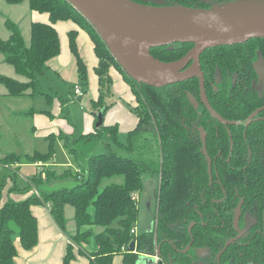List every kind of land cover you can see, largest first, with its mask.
Segmentation results:
<instances>
[{
    "label": "trees",
    "instance_id": "obj_1",
    "mask_svg": "<svg viewBox=\"0 0 264 264\" xmlns=\"http://www.w3.org/2000/svg\"><path fill=\"white\" fill-rule=\"evenodd\" d=\"M10 4H21L25 0H5ZM33 11L49 15V22L36 21L31 23L30 44L25 42L24 34L19 25L8 18L5 27L10 36L4 40L0 36V54L5 57L19 75L29 80L20 82L11 76L0 73V83L6 86L11 96H23L27 90H38V76L50 66L52 60L61 52L60 35L55 27L57 22L72 21L84 29L95 44L94 51L99 62L95 67L100 83L99 99L93 102L98 112L107 110L113 102H107L112 92V68L120 71L125 82L130 84L136 104H127L139 119L138 126L129 132L126 145L118 139L120 127L117 124L97 126L95 131L83 134L76 140L101 139L106 142L107 150L93 155L86 167L80 171L69 167L59 173L50 167L43 166L41 172L29 182L34 185L50 183L55 178L75 176L76 185L56 191L33 192L26 200L7 199L2 202V192L7 188L8 179L16 182L14 177H0V264H15L17 254L13 235L19 233L20 241L26 249L38 243V220L32 213L33 205L48 204L56 223L65 228V205H72L78 234L73 237L77 242L89 241L90 229L82 230L85 225L102 226L104 229L95 234L98 250L92 253L90 264H112L118 254L124 256L123 264H135L140 254H156L159 243L161 252L169 260L172 251L171 241L178 250L183 249L194 238L195 247H207L212 255L219 253L229 232L234 234L232 224L235 211L241 199H244L243 210H254L258 218H262L264 210V122H254L247 130L241 124L229 125L227 128L214 119L205 108H195V100H199V80L195 77L178 84L160 88L149 86L133 80L110 53L104 40L89 21L78 12L68 0H27ZM135 1V0H134ZM166 0L168 5H185L203 9L235 0ZM78 31L68 34L70 48L76 56L80 82L88 87V69L83 56L79 52ZM192 43L179 42L165 47H153L150 53L162 61L178 60L193 48ZM257 48L261 49L264 58V39H250L243 44L222 45L208 48L202 57L201 65L205 73L207 93L213 107L228 119L239 121L255 107H242L241 99L245 98L243 87L235 88L233 95L226 90L214 89V76L217 71L222 75L235 74L240 71L242 76H251L248 72L253 68ZM252 71V70H251ZM74 88V87H73ZM74 93V92H73ZM48 96V95H47ZM98 120L96 116V121ZM144 124H148L160 140L162 152L158 190V203L155 227L141 235L132 233L138 219L137 201L134 196L143 187L142 173L155 172L140 159L122 156L115 152L114 147L132 149L133 135L139 133ZM207 138V150L213 159V179L210 185L208 165L204 154L200 151L202 141L200 129ZM67 137V136H65ZM60 138H64L63 135ZM254 143H253V139ZM68 139V137H67ZM49 150L46 153L20 156L15 153L0 158L5 165L15 163H49L56 150L55 136L48 137ZM67 145V144H66ZM255 145V146H254ZM253 146V147H252ZM252 147V148H248ZM76 157L77 150L70 149ZM77 161L78 159L75 158ZM15 173V172H14ZM16 174V173H15ZM45 174V176H44ZM122 176L121 183L112 182L103 185L104 179ZM13 184L9 192L17 189ZM195 225L189 232L188 227ZM262 225V223H260ZM222 225V226H218ZM136 242V251H128L129 244ZM235 248V249H234ZM69 246L66 256L68 263L74 254ZM256 253L263 261L264 241L257 235L249 245H232L224 253L223 259L229 261L234 253L243 254L238 259L242 262L251 254ZM179 264H187L189 253L176 251Z\"/></svg>",
    "mask_w": 264,
    "mask_h": 264
},
{
    "label": "crops",
    "instance_id": "obj_2",
    "mask_svg": "<svg viewBox=\"0 0 264 264\" xmlns=\"http://www.w3.org/2000/svg\"><path fill=\"white\" fill-rule=\"evenodd\" d=\"M30 14L29 27L32 22H49L48 14L35 12L32 9ZM7 19L4 18L3 20L4 27ZM15 22L18 25L20 24L18 20H15ZM55 27L60 35L61 52L58 57L52 60L49 68L55 70L56 73L58 72L64 80H70L74 84H79L80 77L76 56L73 55L70 48L68 34L72 30L78 31L77 41L79 52L83 56L88 69L86 81L88 87L82 99L83 103L89 107L91 111L84 113V130L80 135L89 134L94 132L97 127L95 113L98 111L93 108V102L98 100L100 95V83L95 69L99 59L94 51L95 44L90 39L88 33L72 21L57 22ZM9 36L10 31L8 30L6 36L1 37L7 40ZM7 65H10L11 68L7 67ZM0 73L8 77L11 76L20 82L29 80L26 76L19 75L11 64H7L2 54H0ZM110 73L114 83L112 92L107 98V102H113V105L107 110L108 112L105 115L104 124L119 125V134L122 135L125 134V132L129 133L138 126V116L130 110L126 104L128 103L134 106L136 104V96H134L130 84L125 82L120 71L112 68ZM39 93L45 95L48 103L45 104V102L41 100L37 104L36 98L40 95ZM69 94H71L73 98L76 97L73 93V87L69 90ZM0 98L4 100L7 107H9L7 116L5 118H0V158L12 153L20 156L33 155L34 153H46L50 147L48 137L53 135L56 139L55 156L49 163L45 164L41 161L36 163L26 162L5 165L0 162V167L14 171L16 173L15 175H21L29 184H31L29 180L39 174L43 166L50 167L54 170L57 169L59 172H63L69 169V167L73 168L72 157H67L68 159L64 160L65 162H57V147L62 146L61 143H58L57 139H61V135L67 136L60 130L61 127L59 126H62L66 133H73L76 127L75 124H70V121L67 119L61 120V113L66 102L64 98L61 96H51L40 91L33 92L32 89L27 90L23 96H11L6 86L1 83ZM17 107L20 108L19 112L16 111ZM21 117H24L28 122L31 120L28 126L25 127V130L19 127V119ZM40 138L47 141V146H45V144L42 145L41 142H36V140H40ZM78 143H80V141ZM25 171L26 173L22 174V172ZM56 179L63 178H55L53 180ZM13 180L11 178L8 179V186L2 192V202L7 201V199L23 201L33 194V191H30L25 198V196L21 194L24 188L17 185L16 182L14 184ZM13 184L17 189L13 190V192H9V188H11ZM64 212L66 227L62 228L56 223L48 204L42 203L41 205L32 206V213H34L38 220V243L34 247L26 249L20 241L19 233H15L13 235V242L17 249L15 264H90L92 253L98 250L94 236L100 233L104 228L102 226L85 225L82 230L90 229L92 233L88 238L89 241L86 240L79 243L73 239V237L78 234V226L76 224L73 206L68 204L65 205ZM135 230L136 235H138L136 227ZM69 246H72L71 253L74 254V256L66 263L65 259ZM123 261L124 256L118 254L115 256L112 264H123Z\"/></svg>",
    "mask_w": 264,
    "mask_h": 264
},
{
    "label": "water",
    "instance_id": "obj_3",
    "mask_svg": "<svg viewBox=\"0 0 264 264\" xmlns=\"http://www.w3.org/2000/svg\"><path fill=\"white\" fill-rule=\"evenodd\" d=\"M68 1L95 27L110 53L133 80L162 88L197 76L200 79L202 102L222 122L225 119L208 101L200 65L201 55L210 47L236 45L250 38H264V0H235L207 9L163 4V0H145L156 4L136 0ZM179 42L192 43L194 47L177 61L165 62L150 53L153 47H165ZM95 115L98 118L96 125L101 126L104 111L100 110ZM201 136L202 151L211 175L212 162L206 150L203 131ZM241 208L235 219V229L239 232L236 239L242 236L238 225ZM236 239L229 240L226 247ZM127 250L135 252L136 242L132 241ZM158 256H161V252L157 256L140 254L135 264H174L171 258L164 261L158 260Z\"/></svg>",
    "mask_w": 264,
    "mask_h": 264
},
{
    "label": "rangeland",
    "instance_id": "obj_4",
    "mask_svg": "<svg viewBox=\"0 0 264 264\" xmlns=\"http://www.w3.org/2000/svg\"><path fill=\"white\" fill-rule=\"evenodd\" d=\"M211 1V0H209ZM166 2V0H163V4ZM214 3H220L218 0H213ZM31 8L29 6V3L27 0L21 2V4H10L8 2H5L4 0H0V35L6 36L8 33V30L5 29L3 25L4 18H11L13 21L18 20L20 23L19 26L23 31L25 42L27 44H30V33L31 28L29 27L30 18H31ZM7 67L11 66L7 65ZM3 70V68H2ZM46 71L38 76L39 80V88L37 90L40 92L47 93L51 96H61L66 100L65 105L63 106V110L61 113V120L67 119L70 121V124H75V131L73 133L68 132L63 129L62 126L60 130L63 131L64 134L68 136H64V138L57 139L58 143H61L62 146L57 147V162H65L64 160H67L69 157H72L73 159V169L76 171H80L86 167L89 159L93 155H97L98 153L105 152L107 150L106 142L109 140H101V139H90V140H83L79 141L76 140L78 136L82 133L84 130V120L83 116L86 112H91L89 107H87L83 103V99L81 98H73L71 94H69V90L74 87V83L70 80H64V78L55 70L47 68ZM5 71V70H4ZM80 85H84V83L79 82ZM40 94V93H39ZM38 94V95H39ZM37 95V96H38ZM39 98V99H38ZM36 98L37 104L39 101L43 100L46 103H48L47 99L45 98V95L42 93ZM7 110H9V107H7L4 100L0 98V118H5L7 116ZM16 111L19 112L20 108L17 107ZM19 122V127L23 130H25L26 126L30 123L27 120H25L24 117H21ZM60 132V131H59ZM120 135V134H119ZM118 139L122 144H127L129 139V133L125 132V134H122L118 136ZM133 145L134 147L132 149H128L125 147H119L115 146L114 150L116 153L122 155V156H130L135 159H142L144 160L149 167H151L154 171L159 170L160 163L162 160V152L160 147V140L157 137V134L155 131L148 125L144 124L141 129L139 130V133L133 135ZM36 142L40 143L42 145L45 144L47 146V141L44 139L36 140ZM67 144V145H66ZM71 148H74L78 152V157L73 154V152L70 151ZM68 157V158H67ZM75 158L78 160L76 161ZM72 162V161H71ZM57 170V169H55ZM57 172H59L57 170ZM26 173L22 172V174ZM61 173V172H59ZM10 176L16 178L17 185L23 187V194L25 198L28 196L30 191L33 192H41L43 189L46 191H56V189L61 188H70L76 184H78L76 177L70 176L69 178L64 179H56L52 180L50 183L43 182L42 185H34L29 184L25 181V179L21 175H15L14 171H10L6 168L0 167V177L3 176ZM142 181H143V187L137 195H139L138 201H137V209L138 211V219L136 222V229L137 234L141 235L144 232L151 230L156 222V205H157V199H158V190L160 186V175L155 172H143L142 175ZM123 180L122 176H114L111 179H104L103 185L112 183V182H119L121 183ZM28 189V190H27ZM27 190V191H25ZM193 253H196L197 250L192 249Z\"/></svg>",
    "mask_w": 264,
    "mask_h": 264
},
{
    "label": "flooded vegetation",
    "instance_id": "obj_5",
    "mask_svg": "<svg viewBox=\"0 0 264 264\" xmlns=\"http://www.w3.org/2000/svg\"><path fill=\"white\" fill-rule=\"evenodd\" d=\"M136 1L141 2V3H147V4H149V3L156 4L155 2H151V1L147 2L145 0H136ZM164 4H166V2ZM250 39H252V38H250ZM254 39H264V38H254ZM248 41H250V40H248ZM248 41H246V42H248ZM243 43H245V42H243ZM243 43H236V44H243ZM217 47H221V46H217ZM210 48H215V47H210ZM257 49L258 50L256 52L255 58L252 61V64H253V68L251 69L252 71L251 70L248 71V72H252V75L250 77L249 76H243V75L241 76L240 71H237V73H235V74L229 73V74H227V76L222 75L219 71H217L215 73V76H214L215 80H214V86L213 87L216 91L226 90V92L229 95H233V90L236 87L237 88H241V86L243 87V92H244L245 98L241 99L242 107L247 106L249 108V107H253V105L255 106L253 108V110L247 115V117L245 119L239 120V121L228 119L227 117H223L216 110V108L212 106L211 101L209 99V95L207 93L205 73H204L202 65H201V58H200V65H201V69H202L204 79H205V91L207 93L209 104L211 105L212 108H214V110L223 119H225V122L219 121L216 117L213 116L211 111H209L208 108L205 107L204 103L202 102V98H201V94H200V92H201L200 79L197 76H195V77L199 80V96L200 97H199V100H195L194 107L197 108V107L201 106L202 108H205L208 111V113L211 114V116L214 119H216L218 122L222 123L224 126L226 125L227 128L229 127V125L241 124V126L245 130H247V128H249L254 122H260V121L264 122V58L261 55V49H259V48H257ZM188 52H189V50H188ZM203 53H202V55H203ZM202 55H201V57H202ZM174 61H177V60H174ZM191 63H189L188 66H190ZM195 77H193V78H195ZM193 78H191V79H193ZM187 80H189V79H187ZM187 80H185V81H187ZM181 82H183V81H181ZM176 84H178V83H176ZM196 103H198L197 106H196ZM201 131H203L205 133V131L201 128L200 129V136H201ZM205 136H206V133H205ZM207 138L208 137L206 136V150H207ZM254 140H255V138L253 139V143H254ZM259 140H261V139H258L256 142H258ZM201 141H202V136H201ZM252 147H248V148L250 149ZM202 148H203V141H202V147H201L200 151H202ZM202 153L204 154L203 151H202ZM208 154H209V151H208ZM204 156H205V154H204ZM210 158H211V162H212L211 163V165H212V174L211 175L209 174V165H208L207 158L205 156V159H206V162L208 165V175H209V179H210V185H212V182L214 181V179H213V159H212V157H210ZM160 165H161V163H160ZM160 168H161V166H160ZM157 203H158V199H157ZM243 204H244V199H241V201L238 204V208L235 211L233 223L228 224V225H233L234 234L231 235L232 233L229 232L230 236H228V238L226 239L224 245L221 248V251L219 253L215 254V256L212 255V251L209 250V248H207V247H203V246L195 247L193 245L194 238L192 237V240L181 250H178L176 248L175 244L171 241L170 244L172 247V251L169 252V259L171 258L173 260L174 264H179L178 260H176V257H177L176 251H181L184 254L189 253V259L191 258V260H189V262H186L187 264H240L238 262V259L243 256V254H241V253H234V255H231L229 257L230 259L228 262L224 261V259H223L224 253L229 250L230 246H232V245H239V246L249 245L255 241L257 235H260L264 241V210H263L262 218L259 219L258 214L256 213L257 206L254 208L255 211H253V210L244 211L243 210V207H244ZM239 205L242 207L241 208L242 210H241V215L239 218L238 225H239V231L242 232V236L239 239H236L239 236L238 235L239 232L235 229V225H236L235 219H236L237 211L240 208ZM156 208H157V205H156ZM156 214H157V212H156ZM260 223H262V225ZM156 224L157 223H155V225ZM155 225H154V227H155ZM194 225H195L194 222H192L190 224V226L188 227L189 232H191L192 227ZM218 226H222V225H218ZM231 239H236V240H233V242L230 243L228 247H226L227 242ZM190 244H191L190 248L186 250L187 246ZM161 246H162V243H159L157 246V249H156V254H154V255L157 256L158 253L161 252ZM192 249L197 250V252L193 253L191 251ZM158 250H159V252H158ZM255 255H256V253L252 252L251 256H248L247 258H245V260L242 262V264H264V257H263V261H262L259 257L255 258ZM263 256H264V254H263ZM161 259L164 261H167L165 259V256L162 255V252H161V256H158V260H161Z\"/></svg>",
    "mask_w": 264,
    "mask_h": 264
},
{
    "label": "built area",
    "instance_id": "obj_6",
    "mask_svg": "<svg viewBox=\"0 0 264 264\" xmlns=\"http://www.w3.org/2000/svg\"><path fill=\"white\" fill-rule=\"evenodd\" d=\"M73 92H74V95H75L77 98H81V97L84 96V94H85V90H84L83 86L80 85V84H75V85H74ZM44 176H45V175H44ZM29 181H30V180H29ZM134 198H135L136 200H138L139 195H135ZM132 233L136 234V230L133 229V230H132Z\"/></svg>",
    "mask_w": 264,
    "mask_h": 264
}]
</instances>
